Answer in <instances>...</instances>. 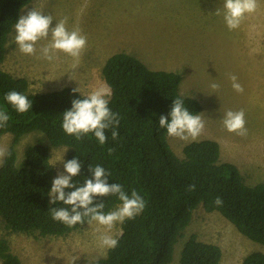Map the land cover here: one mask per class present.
Returning a JSON list of instances; mask_svg holds the SVG:
<instances>
[{
    "label": "trees",
    "instance_id": "1",
    "mask_svg": "<svg viewBox=\"0 0 264 264\" xmlns=\"http://www.w3.org/2000/svg\"><path fill=\"white\" fill-rule=\"evenodd\" d=\"M32 0H0V110L10 119L0 128V136L11 135V155L0 167V219L11 233L65 237L81 226L69 228L51 217L47 195L54 180L49 147L69 149L67 161L78 158L81 172L73 178L78 186L91 178L88 166L100 165L110 173L109 183H118L130 195L133 190L146 201L144 211L121 224L118 246L108 249L105 257L91 264H169L180 232L188 226L193 211L217 212L239 234L264 247V183L245 184L239 170L231 163L220 162V150L211 140L192 141L177 157L167 140L166 129L159 126L161 115L168 117L174 99L184 100L190 113L199 114V103L179 92L182 76L167 71H151L134 56L118 52L108 57L102 67L105 84L111 91L109 107L120 117L113 129L105 131L101 145L94 134L81 140L66 134L61 125L63 113L72 100L84 98L72 87L45 93H30L24 78H15L1 69L6 44L21 11ZM15 90L32 101V109L19 114L4 96ZM33 132L42 133L48 145L28 147L24 162L17 165L16 147ZM111 149V153H109ZM195 185L190 191L189 186ZM74 189H66L72 191ZM219 197L223 203L216 205ZM104 212L121 202L116 196L101 198ZM221 249L201 242L191 235L180 252L179 264H219ZM0 264H23L11 252L6 238H0ZM241 264H264V253L251 252Z\"/></svg>",
    "mask_w": 264,
    "mask_h": 264
},
{
    "label": "rangeland",
    "instance_id": "2",
    "mask_svg": "<svg viewBox=\"0 0 264 264\" xmlns=\"http://www.w3.org/2000/svg\"><path fill=\"white\" fill-rule=\"evenodd\" d=\"M223 3L224 0H32L21 15L34 7L53 16L50 27L67 17L66 27L69 31L78 28L87 36V47L79 59L58 53V58L50 62L38 58L39 51L34 56L22 54L13 29L1 69L26 79L32 94L72 87L87 95L107 86L102 67L108 57L118 52L134 56L151 71L179 73L180 94L199 103V114L205 122L203 133L195 141L216 142L219 161L233 164L245 184L264 183V0H258L257 11L247 15L234 30H229L224 21ZM46 43L39 42L37 48ZM232 75L244 88L243 93L233 89L229 78ZM214 82L220 85L218 91L210 87ZM228 110L244 111L247 136L224 128L222 118ZM167 140L179 158L182 148L192 142L168 135ZM10 142V134L0 136V144L9 147ZM37 143L48 145L39 132L21 139L16 147L18 166L23 164L27 148ZM65 149L49 147L54 179L59 173L66 174L59 161L63 158L67 162L69 149L64 153ZM98 228L104 231L103 226L93 222L65 237H43L11 233L0 219V238L8 240L11 252L23 264H91L105 257L108 250L98 244ZM120 233L121 224H117L111 234L117 238ZM191 235L221 249L219 264H241L251 252L264 253V247L239 234L219 213H208L199 206L180 232L169 264H179L182 247Z\"/></svg>",
    "mask_w": 264,
    "mask_h": 264
},
{
    "label": "clouds",
    "instance_id": "3",
    "mask_svg": "<svg viewBox=\"0 0 264 264\" xmlns=\"http://www.w3.org/2000/svg\"><path fill=\"white\" fill-rule=\"evenodd\" d=\"M224 21L229 30L240 27L242 21L249 14L257 11L258 0H224ZM54 18L50 14L32 8L26 15L19 16L14 25L15 43L19 51L24 55L34 56L39 51V57L47 61L57 59L58 53H64L72 58L79 59L87 47V36L83 35L77 28L69 31L66 27L68 18L57 21L52 25ZM41 41L46 44L37 45ZM232 81L233 89L238 93H243L244 88L237 82V77H229ZM72 79V77H70ZM214 91H218V83L210 84ZM73 92H80L79 88ZM81 93V92H80ZM84 98L72 100V107L63 113L62 129L68 134L81 140L83 136L91 133L101 145L106 143L105 131L113 129L112 139L118 136L120 117L114 113L110 107L111 91L107 86H100L85 95ZM5 101L19 114H24L32 109V101L25 94L15 90L9 91L4 96ZM168 117H159V126L166 129L169 137L182 141L197 140L205 129V122L200 114L190 113L185 107L184 100L177 98L173 100L171 111ZM10 119L5 110H0V128L7 126ZM222 123L229 133H236L239 136H247L245 113L243 110H228L223 114ZM68 148L64 150V153ZM109 149V153H111ZM11 155L7 144H0V167L6 163L7 157ZM63 163L64 173H59L52 181V187L48 192L49 204L61 203L65 207H52L51 217L54 221L63 223L69 228L85 221L91 225L93 222L103 226L104 231L97 236L98 244L104 249H114L118 246V238L111 234L117 224L124 223L125 220L135 219L141 214L146 201L135 190L129 195L118 183H109V176L105 168L100 165L88 166L91 178H85L84 183L78 186L73 182V178L78 176L82 169V164L78 158H73L67 162L63 158L59 160ZM66 189H74L66 191ZM189 190H195V185H190ZM116 196L121 202L114 210L104 212L105 205L102 197ZM216 205H221L223 201L217 197L214 201Z\"/></svg>",
    "mask_w": 264,
    "mask_h": 264
},
{
    "label": "bare ground",
    "instance_id": "4",
    "mask_svg": "<svg viewBox=\"0 0 264 264\" xmlns=\"http://www.w3.org/2000/svg\"><path fill=\"white\" fill-rule=\"evenodd\" d=\"M173 260V259H172Z\"/></svg>",
    "mask_w": 264,
    "mask_h": 264
}]
</instances>
